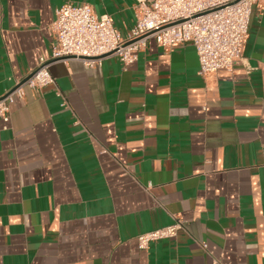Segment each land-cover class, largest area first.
Returning <instances> with one entry per match:
<instances>
[{"label": "crops", "instance_id": "crops-1", "mask_svg": "<svg viewBox=\"0 0 264 264\" xmlns=\"http://www.w3.org/2000/svg\"><path fill=\"white\" fill-rule=\"evenodd\" d=\"M66 3L136 21L135 0H0V96L49 58ZM198 70L152 38L126 67L51 63L0 120V264H264V3L232 70Z\"/></svg>", "mask_w": 264, "mask_h": 264}, {"label": "built area", "instance_id": "built-area-1", "mask_svg": "<svg viewBox=\"0 0 264 264\" xmlns=\"http://www.w3.org/2000/svg\"><path fill=\"white\" fill-rule=\"evenodd\" d=\"M135 24L121 34L107 14L97 15L86 4L66 3L55 10L51 25L49 58H39L36 68L0 96V120H10V105L23 98L25 89L40 91L54 85L49 65L70 59L81 60L95 69L108 57L126 67L137 60L139 52L152 38L169 50L190 43L195 48L201 77L219 70L231 71L241 58L247 38L252 7L264 0H135ZM57 96L61 97L60 92ZM182 222L139 234V250L161 240L176 237Z\"/></svg>", "mask_w": 264, "mask_h": 264}]
</instances>
